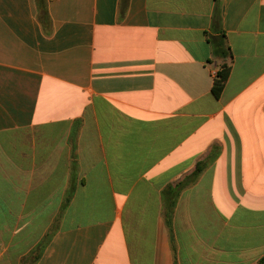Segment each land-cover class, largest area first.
<instances>
[{"label":"crops","instance_id":"crops-1","mask_svg":"<svg viewBox=\"0 0 264 264\" xmlns=\"http://www.w3.org/2000/svg\"><path fill=\"white\" fill-rule=\"evenodd\" d=\"M50 229L34 264L264 257V0H0V264Z\"/></svg>","mask_w":264,"mask_h":264},{"label":"trees","instance_id":"trees-1","mask_svg":"<svg viewBox=\"0 0 264 264\" xmlns=\"http://www.w3.org/2000/svg\"><path fill=\"white\" fill-rule=\"evenodd\" d=\"M43 2V0H40ZM219 48H215V51H217ZM228 75V68L224 66L222 70L218 73V78L214 80L212 84V93L214 94L215 97H219L225 81L227 79ZM205 168L204 163H198L197 166L195 167V170L193 173H191L188 177H186L180 184H178V190L180 191L184 187L193 184L196 182L198 176L202 173V171ZM170 216L167 217V223L169 225L170 223ZM53 233V230H48V232L45 234L43 239L40 241V243L30 252V254L25 257L22 260V264L28 263V264H34L40 257L42 251L44 250L45 246L47 245V242ZM257 264H264V257H262Z\"/></svg>","mask_w":264,"mask_h":264}]
</instances>
